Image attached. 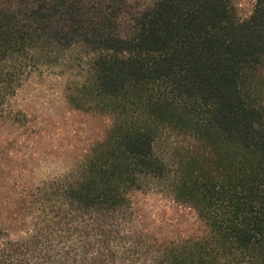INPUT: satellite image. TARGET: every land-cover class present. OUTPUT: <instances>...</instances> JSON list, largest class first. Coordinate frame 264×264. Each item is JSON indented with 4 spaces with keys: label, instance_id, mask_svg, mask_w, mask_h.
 Returning a JSON list of instances; mask_svg holds the SVG:
<instances>
[{
    "label": "trees",
    "instance_id": "obj_1",
    "mask_svg": "<svg viewBox=\"0 0 264 264\" xmlns=\"http://www.w3.org/2000/svg\"><path fill=\"white\" fill-rule=\"evenodd\" d=\"M72 49L86 63L71 100L119 121L37 185L25 237L0 228V264H264V0L246 18L234 0H0V116ZM169 130L192 141L171 166L156 151ZM158 184L192 231L140 224L135 198Z\"/></svg>",
    "mask_w": 264,
    "mask_h": 264
},
{
    "label": "rangeland",
    "instance_id": "obj_2",
    "mask_svg": "<svg viewBox=\"0 0 264 264\" xmlns=\"http://www.w3.org/2000/svg\"><path fill=\"white\" fill-rule=\"evenodd\" d=\"M254 1L234 0L237 15L249 16ZM85 60L82 49L62 51L49 60L42 58L38 68L26 75L8 98L7 112L0 116V228L12 239L26 236L31 225L26 212L37 185L72 170L107 140L113 124L119 121L117 114L109 113L89 96L81 102L71 100V96H78ZM259 75L264 81V67ZM191 145L188 136L169 130L157 142L156 151L171 166ZM135 199L143 227L155 220L157 231L164 235L188 228L192 231L191 213L177 211L163 185L143 190Z\"/></svg>",
    "mask_w": 264,
    "mask_h": 264
}]
</instances>
